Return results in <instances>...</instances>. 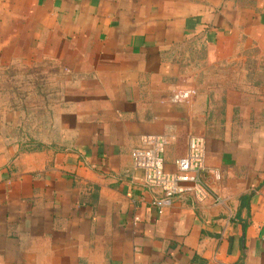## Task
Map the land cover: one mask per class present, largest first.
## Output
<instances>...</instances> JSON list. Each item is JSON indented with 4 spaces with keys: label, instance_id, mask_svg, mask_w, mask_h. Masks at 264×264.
<instances>
[{
    "label": "crops",
    "instance_id": "crops-1",
    "mask_svg": "<svg viewBox=\"0 0 264 264\" xmlns=\"http://www.w3.org/2000/svg\"><path fill=\"white\" fill-rule=\"evenodd\" d=\"M35 63L57 100L0 154V264H264V0H0V66ZM145 135L168 172L204 138L205 202L143 183Z\"/></svg>",
    "mask_w": 264,
    "mask_h": 264
},
{
    "label": "rangeland",
    "instance_id": "rangeland-1",
    "mask_svg": "<svg viewBox=\"0 0 264 264\" xmlns=\"http://www.w3.org/2000/svg\"><path fill=\"white\" fill-rule=\"evenodd\" d=\"M34 57L29 60L35 62ZM57 72L42 63L30 68L0 66V154L17 143L27 149L42 138V119L48 118V106L57 100Z\"/></svg>",
    "mask_w": 264,
    "mask_h": 264
},
{
    "label": "built area",
    "instance_id": "built-area-1",
    "mask_svg": "<svg viewBox=\"0 0 264 264\" xmlns=\"http://www.w3.org/2000/svg\"><path fill=\"white\" fill-rule=\"evenodd\" d=\"M191 96V91L180 90L171 100L184 103ZM167 144L163 136L145 135L140 138V145L132 151L131 157L134 168L143 172V183L160 189L165 203L177 196H188L198 204L205 202L211 192L203 177L207 172L204 138L191 136L188 139L186 154L175 161L173 172L166 171L164 167L163 154Z\"/></svg>",
    "mask_w": 264,
    "mask_h": 264
}]
</instances>
